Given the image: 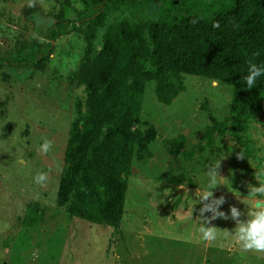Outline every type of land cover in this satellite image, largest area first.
I'll list each match as a JSON object with an SVG mask.
<instances>
[{"label": "rangeland", "instance_id": "rangeland-1", "mask_svg": "<svg viewBox=\"0 0 264 264\" xmlns=\"http://www.w3.org/2000/svg\"><path fill=\"white\" fill-rule=\"evenodd\" d=\"M83 1L69 0L79 10ZM134 2V8L111 16L121 11L135 19L158 16L153 0ZM28 4L0 0V264H264V253L244 252L236 243L231 219L211 222L219 233L211 245L198 233V193L208 191L209 167L220 163L221 185L212 191L216 198L225 196L221 211L234 205L246 220L256 199H264L249 196V187L259 186L257 174L264 173V93L238 125L248 155L228 133L214 136L210 146L201 139L211 120L230 115L232 84L213 86L218 80L184 74L183 90L165 105L156 100L154 82H144L137 120L141 131L152 133L149 155L140 158L133 148L118 225L68 216L56 195L75 100L83 94L71 82L84 48L82 23L70 12L59 30L52 17L58 3L34 0L37 11L25 16L22 8ZM230 5L229 0H198L194 7L209 15ZM52 29L60 31L54 39ZM23 41L49 43L43 70L17 64L16 48ZM179 135L182 143L169 154L166 141ZM45 139L53 142L47 155L38 151ZM40 172L48 174L43 187L34 183ZM31 211L41 221L22 226L17 218Z\"/></svg>", "mask_w": 264, "mask_h": 264}, {"label": "trees", "instance_id": "trees-1", "mask_svg": "<svg viewBox=\"0 0 264 264\" xmlns=\"http://www.w3.org/2000/svg\"><path fill=\"white\" fill-rule=\"evenodd\" d=\"M153 1L158 16L135 19L122 16V11L111 16L121 8H134V0H84L81 10L69 0H54L59 9L52 17L59 30L73 12L82 23L84 41L71 77L83 94L75 100L56 195L68 216L118 225L133 148L140 158L149 155L146 142L152 133L141 131L137 120L146 81L154 82L156 100L165 105L183 90L184 74L232 84L230 115L211 120L201 139L210 146L214 136L228 133L250 154L238 125L264 93V76L250 90L244 80L249 62L264 67V0H229L227 9L209 15L194 7L198 0ZM36 11L22 8L25 16ZM59 32L52 29L50 39ZM50 52L49 43L23 41L16 48V62L41 71ZM182 141L180 135L167 140L166 151L176 153ZM38 217L31 211L17 220L29 227Z\"/></svg>", "mask_w": 264, "mask_h": 264}, {"label": "clouds", "instance_id": "clouds-1", "mask_svg": "<svg viewBox=\"0 0 264 264\" xmlns=\"http://www.w3.org/2000/svg\"><path fill=\"white\" fill-rule=\"evenodd\" d=\"M29 7L34 6V0H29ZM196 21H193L195 23ZM214 27H219L218 24ZM260 76H264V67L257 66L255 63L249 62L248 74L244 77L247 89H252L256 86V81ZM219 81H213V86H218ZM53 147L51 140L45 139L39 146L38 151L47 155ZM238 158H244L242 153H239ZM220 163L215 166H211L208 169V191L203 194L198 193L199 202L202 207L199 209L200 213V226L198 233L200 234V241L206 242L211 245L218 239L219 233L215 226L211 225V222L220 218L224 220L231 219L235 222V239L236 243L241 247L244 252H258L264 253V199H256L257 197H264V179L260 177L264 176V173H258L256 179L259 182V186L249 187V196L256 199L255 206L247 213V219L242 220L244 215L236 206H230L228 213L220 210V207L226 203L225 196L221 195L218 198L214 197L213 189L218 185H221L219 174ZM48 180V174L46 172H40L34 177V183L40 186H46ZM205 213H210V216H206ZM207 225V226H206ZM228 235H231L229 233Z\"/></svg>", "mask_w": 264, "mask_h": 264}, {"label": "water", "instance_id": "water-1", "mask_svg": "<svg viewBox=\"0 0 264 264\" xmlns=\"http://www.w3.org/2000/svg\"><path fill=\"white\" fill-rule=\"evenodd\" d=\"M122 175V174H121ZM191 191L194 193V195H197V192L195 189L191 188ZM256 204V202L254 203V205Z\"/></svg>", "mask_w": 264, "mask_h": 264}]
</instances>
